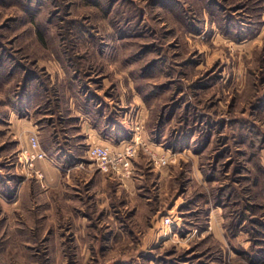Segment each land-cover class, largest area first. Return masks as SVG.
Listing matches in <instances>:
<instances>
[{"label": "rangeland", "instance_id": "374dc122", "mask_svg": "<svg viewBox=\"0 0 264 264\" xmlns=\"http://www.w3.org/2000/svg\"><path fill=\"white\" fill-rule=\"evenodd\" d=\"M65 94L169 164L140 149L126 187L25 178L14 121ZM263 233L264 0H0V264H250Z\"/></svg>", "mask_w": 264, "mask_h": 264}, {"label": "crops", "instance_id": "0c3cea01", "mask_svg": "<svg viewBox=\"0 0 264 264\" xmlns=\"http://www.w3.org/2000/svg\"><path fill=\"white\" fill-rule=\"evenodd\" d=\"M57 100L55 99L53 103L55 112L50 113V120L45 125L35 124L32 116H19L21 118L18 117L14 121V127L16 125L17 129L16 135L22 142H26L28 136L38 128L37 134L43 150L49 156L65 162L66 168L69 169L68 172H63L60 177L57 174V169L47 160H39L36 167L42 172L44 181L51 187L62 186L63 179L65 183H71L75 180L78 181V178L86 183L90 181L94 183L101 179L102 185L108 178L121 184L127 182V180L120 181L108 175H105L108 177L106 178L98 172L96 174L85 155L87 147L92 143L106 145L114 150L121 148L126 143L124 131L120 130V127L117 130L114 118L106 120L109 114L106 113L104 107L100 108L103 102L101 100L95 102L92 99L94 108L100 112V119L94 121L85 113V100L81 101L78 95L65 94L64 99ZM54 130H56V134H53ZM79 163L82 164V167H79ZM123 186L125 185L123 184ZM160 239L164 238L160 237Z\"/></svg>", "mask_w": 264, "mask_h": 264}, {"label": "built area", "instance_id": "2783aa9c", "mask_svg": "<svg viewBox=\"0 0 264 264\" xmlns=\"http://www.w3.org/2000/svg\"><path fill=\"white\" fill-rule=\"evenodd\" d=\"M138 129L139 126H136V130ZM140 149L149 153L151 164L154 167L160 168L169 164V154H159L149 151L147 143L144 140H139V136L137 135L131 137L121 148L116 150L106 145L92 143L87 147L85 155L95 171L123 181L131 178L133 174V161ZM39 160H47L58 171H64L66 168L65 162L59 163L58 159L49 156L43 150L38 134L32 132L28 136L27 144L21 147L17 153L16 170L25 178L34 177L39 182H43V174L36 167V163ZM79 167H82L81 163H79ZM164 222L166 225L171 223L168 216L164 218Z\"/></svg>", "mask_w": 264, "mask_h": 264}, {"label": "trees", "instance_id": "16d2710c", "mask_svg": "<svg viewBox=\"0 0 264 264\" xmlns=\"http://www.w3.org/2000/svg\"><path fill=\"white\" fill-rule=\"evenodd\" d=\"M240 22H242V21H240ZM241 26H242V24H241ZM26 79L27 80H30V81H33L34 80V77L33 76H27ZM80 99H81V101H84L85 100V103H84V105H85V108H84L85 113L88 116H90L94 121H97L98 119H100V112H98V110H96L94 108V103H92V98H90V96L87 97V96L84 95V97L82 96ZM231 186L233 187V183H232ZM234 192H235V189L232 190V193H234ZM199 197H200V199L203 198V196H199ZM191 203L192 202L190 201L188 203L189 205L186 206V207H184V209L185 210L190 209L189 206L191 205ZM199 214H200L199 211H192V209H191L190 212L188 214H185V215L186 216L187 215H190V216H193V217L195 216V218L198 217L197 219L200 220L201 217L199 216ZM189 221L190 220H185L184 223H188ZM253 221H256V220H253ZM238 223H240V222H238ZM256 223L257 224H260L257 221H256ZM189 224H191V223H189ZM190 227H198L199 229H202V228H204V225L203 226H200V225L194 224V225H190ZM186 231H189L187 227H185L180 233L181 234H184ZM255 232L258 233V230H255ZM263 237H264V233H263ZM254 241H255V244H256L255 246H257L258 243L264 242V239H254ZM249 253H252V259H249L250 264H264V249L263 248H256V247H253L252 246L250 248ZM149 255L150 256H149L148 259L150 261L153 260V262L155 264H162V263L163 264H180V262H178V260H171L170 258H168V256H171L172 255V254H169V251H167L164 256L158 255V254L157 255H155V254H149ZM202 255H204V253ZM221 262L222 261L220 259L219 263H221Z\"/></svg>", "mask_w": 264, "mask_h": 264}]
</instances>
